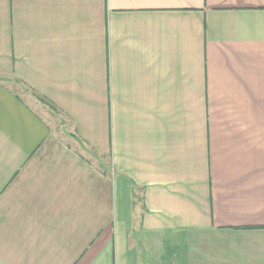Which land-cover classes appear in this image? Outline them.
Instances as JSON below:
<instances>
[{"label":"crops","instance_id":"obj_1","mask_svg":"<svg viewBox=\"0 0 264 264\" xmlns=\"http://www.w3.org/2000/svg\"><path fill=\"white\" fill-rule=\"evenodd\" d=\"M0 264H264V0H0Z\"/></svg>","mask_w":264,"mask_h":264}]
</instances>
